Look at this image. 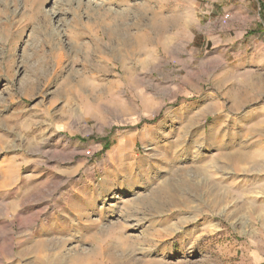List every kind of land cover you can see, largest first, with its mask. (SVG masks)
Listing matches in <instances>:
<instances>
[{
    "label": "rangeland",
    "instance_id": "obj_1",
    "mask_svg": "<svg viewBox=\"0 0 264 264\" xmlns=\"http://www.w3.org/2000/svg\"><path fill=\"white\" fill-rule=\"evenodd\" d=\"M0 264H264V0H0Z\"/></svg>",
    "mask_w": 264,
    "mask_h": 264
},
{
    "label": "bare ground",
    "instance_id": "obj_2",
    "mask_svg": "<svg viewBox=\"0 0 264 264\" xmlns=\"http://www.w3.org/2000/svg\"><path fill=\"white\" fill-rule=\"evenodd\" d=\"M34 49H37V48H34ZM37 71V70H36Z\"/></svg>",
    "mask_w": 264,
    "mask_h": 264
}]
</instances>
